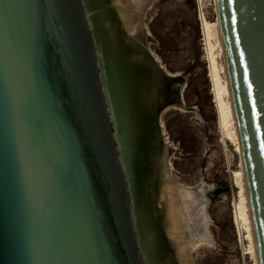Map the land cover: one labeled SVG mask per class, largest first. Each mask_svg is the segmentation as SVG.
<instances>
[{"label":"water","instance_id":"1","mask_svg":"<svg viewBox=\"0 0 264 264\" xmlns=\"http://www.w3.org/2000/svg\"><path fill=\"white\" fill-rule=\"evenodd\" d=\"M215 4L264 264V0ZM146 38L112 0H0V264H180L149 179L185 78Z\"/></svg>","mask_w":264,"mask_h":264},{"label":"rangeland","instance_id":"2","mask_svg":"<svg viewBox=\"0 0 264 264\" xmlns=\"http://www.w3.org/2000/svg\"><path fill=\"white\" fill-rule=\"evenodd\" d=\"M201 9L209 22H215V0H158L147 10L145 24L153 38L147 42L149 50L168 73L185 78L181 89L185 107H166L160 130L163 143L173 148L168 158L170 176L185 186L210 187L209 201H203L208 202L212 242L195 247L193 262L256 264L246 226L237 216L241 188L236 172L241 156L234 136L221 122Z\"/></svg>","mask_w":264,"mask_h":264},{"label":"bare ground","instance_id":"3","mask_svg":"<svg viewBox=\"0 0 264 264\" xmlns=\"http://www.w3.org/2000/svg\"><path fill=\"white\" fill-rule=\"evenodd\" d=\"M156 1L158 0H112V3L116 7L128 34L134 39L140 40L146 38V35H143V27H147L145 24L147 10ZM201 11L203 29L210 55L214 92L219 106L221 122L226 133L234 136L237 142V150L241 156L240 169L236 172V182L241 188V202L237 206V216L246 226L247 237L250 240L249 252L253 255L256 264H259L257 239L221 26L218 16L215 22H209L204 16L203 9ZM146 41L151 42L148 35ZM151 53L157 59L153 51ZM172 106L180 107L184 105L182 103H174ZM155 161L151 171L153 173L149 179V187L154 179L155 199L160 210L158 222L165 233L168 244L170 243V247L175 250L180 264H195L191 258L195 247L201 243L210 244L212 242L209 227L210 220L206 212L207 201H209L206 191L210 187L206 186V184L194 187L185 186L174 179L175 177L170 176V170L168 169L169 159L160 160L156 156ZM203 199L207 201L205 202Z\"/></svg>","mask_w":264,"mask_h":264},{"label":"flooded vegetation","instance_id":"4","mask_svg":"<svg viewBox=\"0 0 264 264\" xmlns=\"http://www.w3.org/2000/svg\"><path fill=\"white\" fill-rule=\"evenodd\" d=\"M153 101H154V100H153ZM150 107L152 108V107H153V104H151V106H149V108H150ZM150 119L153 120V117H152V116L149 117V119H148V123H149ZM149 188H150V187H149Z\"/></svg>","mask_w":264,"mask_h":264},{"label":"snow or ice","instance_id":"5","mask_svg":"<svg viewBox=\"0 0 264 264\" xmlns=\"http://www.w3.org/2000/svg\"><path fill=\"white\" fill-rule=\"evenodd\" d=\"M252 87V85H251V83H249V88H251ZM253 103H255L254 101H253Z\"/></svg>","mask_w":264,"mask_h":264},{"label":"built area","instance_id":"6","mask_svg":"<svg viewBox=\"0 0 264 264\" xmlns=\"http://www.w3.org/2000/svg\"><path fill=\"white\" fill-rule=\"evenodd\" d=\"M201 14H202V11H200V18H201ZM201 20H202V18H201Z\"/></svg>","mask_w":264,"mask_h":264}]
</instances>
